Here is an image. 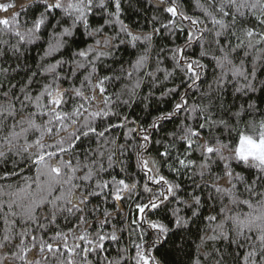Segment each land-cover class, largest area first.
<instances>
[{
  "label": "snow or ice",
  "instance_id": "obj_1",
  "mask_svg": "<svg viewBox=\"0 0 264 264\" xmlns=\"http://www.w3.org/2000/svg\"><path fill=\"white\" fill-rule=\"evenodd\" d=\"M0 264H264V0H0Z\"/></svg>",
  "mask_w": 264,
  "mask_h": 264
}]
</instances>
